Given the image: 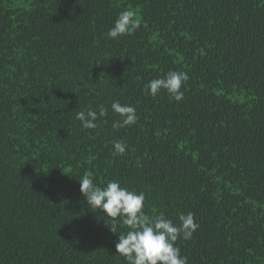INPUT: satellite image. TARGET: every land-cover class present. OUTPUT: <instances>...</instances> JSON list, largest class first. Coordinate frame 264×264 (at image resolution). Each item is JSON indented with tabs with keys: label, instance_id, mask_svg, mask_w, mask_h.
I'll return each instance as SVG.
<instances>
[{
	"label": "trees",
	"instance_id": "1",
	"mask_svg": "<svg viewBox=\"0 0 264 264\" xmlns=\"http://www.w3.org/2000/svg\"><path fill=\"white\" fill-rule=\"evenodd\" d=\"M129 9L141 27L107 39ZM169 71L189 76L181 102L145 93ZM114 101L135 124L113 127ZM86 171L150 217L192 213L188 264H264V0H0V264H126Z\"/></svg>",
	"mask_w": 264,
	"mask_h": 264
},
{
	"label": "clouds",
	"instance_id": "2",
	"mask_svg": "<svg viewBox=\"0 0 264 264\" xmlns=\"http://www.w3.org/2000/svg\"><path fill=\"white\" fill-rule=\"evenodd\" d=\"M141 27L140 20L133 10L119 13L113 26L106 34L107 39L116 40L122 36H131ZM189 80L186 72L169 71L165 76L154 79L144 86L145 93L155 98L161 90L175 102L184 97L182 86ZM111 109L119 116L114 128L131 126L136 123V109L128 104L114 101ZM108 109L99 106V111L87 109L77 111L76 119L85 130H95L98 120L107 116ZM115 153L125 155L127 145L124 141L113 142ZM80 192L92 213L101 212L109 230L116 234L122 224L127 231L119 234L115 245L116 254L123 257L126 264H188L176 246L178 239L192 238L199 225L194 215H179V224H174L163 213L150 217L143 211L145 195L122 187L119 181L112 180L103 187L94 183L93 173L86 171L78 180ZM110 225V226H109Z\"/></svg>",
	"mask_w": 264,
	"mask_h": 264
}]
</instances>
